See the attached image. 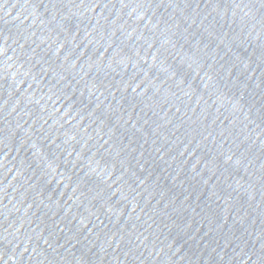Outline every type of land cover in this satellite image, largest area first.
<instances>
[{
  "label": "water",
  "instance_id": "1",
  "mask_svg": "<svg viewBox=\"0 0 264 264\" xmlns=\"http://www.w3.org/2000/svg\"><path fill=\"white\" fill-rule=\"evenodd\" d=\"M0 264H264V0H0Z\"/></svg>",
  "mask_w": 264,
  "mask_h": 264
}]
</instances>
